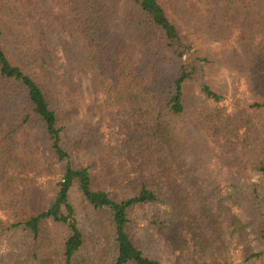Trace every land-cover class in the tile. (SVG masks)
<instances>
[{
	"label": "trees",
	"instance_id": "1",
	"mask_svg": "<svg viewBox=\"0 0 264 264\" xmlns=\"http://www.w3.org/2000/svg\"><path fill=\"white\" fill-rule=\"evenodd\" d=\"M195 1L229 85L172 0H0V264H264V0Z\"/></svg>",
	"mask_w": 264,
	"mask_h": 264
},
{
	"label": "rangeland",
	"instance_id": "2",
	"mask_svg": "<svg viewBox=\"0 0 264 264\" xmlns=\"http://www.w3.org/2000/svg\"><path fill=\"white\" fill-rule=\"evenodd\" d=\"M172 1V8H168V12L173 21L178 25L184 43L191 46L192 50H195L199 54H209L210 57L221 63L223 67L221 68L219 75L215 77V83L219 85L226 83L229 85L232 78L230 76V71L226 67V60L230 56L231 51L237 47L234 40L225 43H214L210 41V39L197 27L198 17L201 14L198 2L195 0ZM61 61L63 62L64 60L62 59ZM237 86L240 92L245 93L243 82H240ZM224 88L225 87H222V89ZM84 91L87 96L86 103L89 104L92 102L93 96L90 95L89 97V93L86 92V86L84 87ZM225 96L226 99L221 105L226 112H230L231 106L229 92H227ZM216 172L219 173V170L216 169ZM146 214H149V210H146ZM231 264H241L239 249H234L232 251Z\"/></svg>",
	"mask_w": 264,
	"mask_h": 264
}]
</instances>
